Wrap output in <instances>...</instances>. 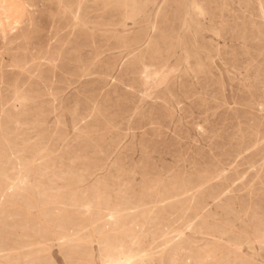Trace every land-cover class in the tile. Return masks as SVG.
I'll use <instances>...</instances> for the list:
<instances>
[{
  "label": "rangeland",
  "instance_id": "obj_1",
  "mask_svg": "<svg viewBox=\"0 0 264 264\" xmlns=\"http://www.w3.org/2000/svg\"><path fill=\"white\" fill-rule=\"evenodd\" d=\"M0 264H264V0H0Z\"/></svg>",
  "mask_w": 264,
  "mask_h": 264
},
{
  "label": "bare ground",
  "instance_id": "obj_2",
  "mask_svg": "<svg viewBox=\"0 0 264 264\" xmlns=\"http://www.w3.org/2000/svg\"><path fill=\"white\" fill-rule=\"evenodd\" d=\"M132 1H134V0H132ZM25 9V8H24ZM136 14V13H135ZM190 58V57H189ZM60 121V120H59ZM9 150V149H8ZM225 172V171H224ZM70 174H72V173H70ZM219 174H221V173H219ZM202 176V175H201ZM204 177V176H203ZM215 177V176H214ZM218 178V177H217ZM17 183H19L18 181H16ZM205 183V182H204ZM14 185L16 186V184L14 183ZM3 188V187H2ZM32 188V187H31ZM16 189V188H15ZM220 190V189H219ZM184 191V190H183ZM151 193V192H150ZM182 193V192H181ZM33 194V193H32ZM26 195H28V194H26ZM192 195V194H191ZM24 196V195H23ZM30 196V195H29ZM147 196H149V194L147 195ZM151 196V195H150ZM35 197V196H34ZM33 197V198H34ZM189 197V196H188ZM143 198H145V197H143ZM150 198V197H149ZM24 199V198H23ZM151 199V198H150ZM36 200V199H35ZM34 200V201H35ZM144 200V199H143ZM145 200H147V199H145ZM152 201V200H151ZM177 204H178V202H177ZM128 205V204H127ZM46 208V207H45ZM23 209V208H22ZM65 209V208H64ZM156 209V208H155ZM26 212H28V211H26ZM112 213V212H111ZM110 213V214H111ZM32 214V213H31ZM33 215V214H32ZM121 215V214H120ZM29 217V216H28ZM115 216H113V218H114ZM34 218V217H33ZM36 218V217H35ZM34 218V219H35ZM112 218V217H111ZM109 219V218H108ZM39 220V219H38ZM41 221V220H40ZM56 223V222H55ZM43 224H45L44 222H43ZM47 225V224H46ZM49 227V226H48ZM51 229V228H50ZM55 229V228H54ZM64 233H65V231H64ZM67 233V232H66ZM113 236H115V235H113ZM65 238V237H64ZM67 238V237H66ZM40 239H41V237H40ZM56 239V238H55ZM63 240V239H62ZM69 240V239H68ZM111 241V240H110ZM88 242H90V241H88ZM110 243V242H109ZM49 244V243H48ZM47 246V245H46ZM54 246V245H53ZM72 246H73V244H72ZM35 248V247H34ZM242 248V247H241ZM26 250V249H25ZM138 256V255H137ZM153 255H151V257H152ZM141 261V260H140ZM131 262V261H130Z\"/></svg>",
  "mask_w": 264,
  "mask_h": 264
}]
</instances>
